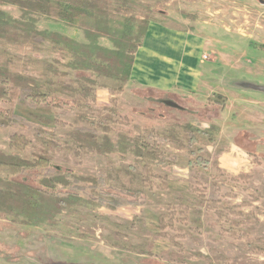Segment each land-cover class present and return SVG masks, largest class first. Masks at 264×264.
Masks as SVG:
<instances>
[{"label":"rangeland","instance_id":"1","mask_svg":"<svg viewBox=\"0 0 264 264\" xmlns=\"http://www.w3.org/2000/svg\"><path fill=\"white\" fill-rule=\"evenodd\" d=\"M138 1L137 13L151 21L135 39L140 47L125 85L77 72L72 52L40 34L113 48L109 18L128 16L132 0H112L111 9L100 0L103 35L94 39L39 14L38 37H25L19 8L3 6L10 36L0 37V69L32 78L39 95L51 97L62 83L78 93L51 109L42 97H24L21 87L15 96L0 94V154L47 160L37 175L12 176L8 169L0 175L35 180L54 176L51 165L61 167L69 180L61 194L82 200L39 225L0 212V264H264V181H256L264 179V93L233 85H264V3ZM164 96L194 113L147 99ZM218 96L226 98L224 108ZM28 111L48 123L18 113ZM91 133L99 144L149 143L163 161L153 164L133 151L100 154L78 138ZM21 138L25 148L12 143Z\"/></svg>","mask_w":264,"mask_h":264},{"label":"trees","instance_id":"2","mask_svg":"<svg viewBox=\"0 0 264 264\" xmlns=\"http://www.w3.org/2000/svg\"><path fill=\"white\" fill-rule=\"evenodd\" d=\"M121 3H127V0H118ZM131 1V0H130ZM108 6L113 8L112 0H107ZM132 8L141 6L137 0H132ZM16 6L19 8L20 17L24 20L23 30L25 37L37 38V29L35 28L36 14L55 17L69 25L82 29L91 39L103 35L102 21L103 16L99 14L100 0H0V37L9 38V15L3 6ZM128 16L122 20L109 18L106 35L115 45L113 48H107L92 42L90 44L79 43L73 39L60 34L42 32L44 37L50 41L59 43L68 48L74 57L71 67L77 72L86 74L91 73L98 79H108L119 82L121 85L127 84L132 77L136 54L139 44L135 39L142 36L149 27L151 21L144 12L137 13L131 10ZM115 16V13L110 10ZM41 37V36H40ZM264 47V44L261 45ZM12 78L13 86L7 90L6 85ZM32 83V84H31ZM19 87L24 91L22 95L36 101V98L42 97L43 105L52 107H62L64 99L73 98L78 93L76 88L69 84L62 83L54 95L49 97L47 94L39 95L32 78L22 77V75L11 70V68L0 69V94L11 93L13 96L18 94ZM32 89V96L28 90ZM21 91V90H20ZM36 97V98H34ZM226 98L218 96L216 100L224 108ZM24 105V103H22ZM5 113L0 111V115ZM33 121L46 122L35 111L18 112ZM91 133L86 139L78 136L79 140L86 141L89 147H93L100 154L106 152L128 153L133 151L137 157H141L153 164H159L163 161L160 150L146 142L129 143L125 138L119 140L116 144L111 139L105 138L102 144H99ZM19 139V138H17ZM23 142L13 140L12 143L17 146L27 144L25 138ZM264 143V142H262ZM83 147L84 144H81ZM42 161L47 162L46 158H40L38 161H30L16 155L0 154V170L8 169L10 175L31 173L37 175L40 173ZM53 168L54 176H45L39 174L35 180L27 176V179L14 180L11 176L0 175V212L21 217L26 225H39L45 222H53L56 217L81 202L82 198L77 194L64 196L62 189L69 184L65 177L67 169L61 167ZM44 168V167H43ZM69 172V170H68ZM258 183L264 181L262 178L256 179ZM60 187V188H59Z\"/></svg>","mask_w":264,"mask_h":264},{"label":"water","instance_id":"3","mask_svg":"<svg viewBox=\"0 0 264 264\" xmlns=\"http://www.w3.org/2000/svg\"><path fill=\"white\" fill-rule=\"evenodd\" d=\"M261 1L264 3V0H261ZM234 84H238V86L244 90H254V91L264 93V85H259L254 82H248V81H237V82H234L233 85ZM147 99L150 102L162 105L166 109L194 113L191 109L181 105L177 100L171 97H167V96L160 97V98L148 97Z\"/></svg>","mask_w":264,"mask_h":264},{"label":"crops","instance_id":"4","mask_svg":"<svg viewBox=\"0 0 264 264\" xmlns=\"http://www.w3.org/2000/svg\"><path fill=\"white\" fill-rule=\"evenodd\" d=\"M243 10H244V9H243ZM246 11L251 12V13H256L255 10L250 9V8H246ZM220 12H222V13L224 12V15H223V16H226V15L230 12V11H229V7H226V8H225V11L221 8V11H220ZM240 13H243V11L240 10ZM254 32H255V33H254L255 36H256V35L259 36L260 33L257 32V30L254 31ZM254 34H253V33H250V32H249V33L247 32V33L244 34V35H248V37H253ZM259 37H261V36H259ZM259 37H258V39H259ZM259 43H261V44L263 43V44H264V40L261 39V40L259 41ZM261 44H260V45H261ZM250 82H252V81H250ZM254 83H255V82H254ZM256 84H257V83H256ZM263 178H264V177H263Z\"/></svg>","mask_w":264,"mask_h":264}]
</instances>
